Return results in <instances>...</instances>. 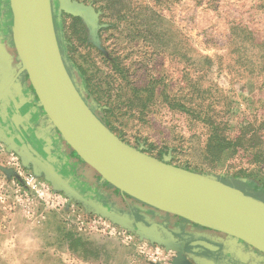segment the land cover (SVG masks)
<instances>
[{"label": "rangeland", "instance_id": "1", "mask_svg": "<svg viewBox=\"0 0 264 264\" xmlns=\"http://www.w3.org/2000/svg\"><path fill=\"white\" fill-rule=\"evenodd\" d=\"M73 1L94 8L99 28L93 38L82 17L57 11L61 53L87 103L113 133L177 167L264 189V0ZM8 155L0 149L5 169ZM48 216L63 224L60 215ZM90 235L97 236L86 247L72 243L89 260L154 264L117 239ZM62 251L39 264H76ZM167 253L172 259L163 264L177 256ZM12 256L0 264H23Z\"/></svg>", "mask_w": 264, "mask_h": 264}, {"label": "water", "instance_id": "2", "mask_svg": "<svg viewBox=\"0 0 264 264\" xmlns=\"http://www.w3.org/2000/svg\"><path fill=\"white\" fill-rule=\"evenodd\" d=\"M3 0L10 14L7 25L17 53L11 55L0 36V149L14 152L23 166L44 177L54 190L81 205L89 214L108 219L141 240L174 250L177 256L170 264H193L185 258L181 247L155 235L157 228L166 230L146 213L151 208L161 214L182 218L201 229L222 234L219 240L199 242L209 249L223 247L226 261L258 264L262 259L252 248L264 254V202L245 195L214 177L177 167L168 159L159 160L128 145L113 133L93 112L86 97L67 70L55 28L54 15L65 12L82 17L95 38L99 15L94 8L73 0ZM1 20V19H0ZM26 72L30 85L52 127L77 156L121 194L139 202L137 210L146 224L135 223L126 212L91 200L73 187L53 165L57 162L51 151L39 155L28 143L25 118L19 110L26 104L20 77ZM6 77L8 81H5ZM13 109V112L9 110ZM27 123V122H26ZM19 131V134L16 132ZM38 140L51 146L49 138ZM11 177L14 173L0 165ZM42 175V176H41ZM145 205V206H143ZM145 211V212H144ZM197 264H221L192 256Z\"/></svg>", "mask_w": 264, "mask_h": 264}, {"label": "flooded vegetation", "instance_id": "3", "mask_svg": "<svg viewBox=\"0 0 264 264\" xmlns=\"http://www.w3.org/2000/svg\"><path fill=\"white\" fill-rule=\"evenodd\" d=\"M2 1L0 0V36L9 53L16 57L17 53L13 46L12 34L10 33L7 21L3 20V14L7 10L3 7ZM55 4L58 6L56 0ZM57 15V13L54 15V20L57 18ZM20 83L22 93L28 100V104L22 107L19 112L24 118L26 113H30L29 117L25 118L27 123L24 122L20 126L21 128H24V126L29 128L25 139L27 138L31 147L45 159L48 157L45 148H48L51 151V156L57 159V162L53 164L56 170L63 177L69 179L71 185L79 192H83L86 197L91 200L103 202L104 205L112 208L119 205L121 208L120 211L131 215L135 223L142 222L148 226L143 216L140 215L143 211L141 212L136 208L139 202L125 195H121L118 190H115L108 183L101 182V178L96 172L77 156L73 149L63 140L59 132L49 126L50 121L39 104L26 72L21 74ZM9 110L13 112L12 108H9ZM96 112V116L100 119V115ZM16 134H19V131ZM38 136L49 138L51 140V146L39 141ZM1 146V152H6V147L4 145ZM221 182L225 184L229 183L225 181ZM229 185L245 195L264 202V189L262 187H257L252 185V183L241 184L233 182L229 183ZM146 213L166 229L162 230L161 228H157V233L155 234L157 238L181 247L185 258L191 260V262L193 261L192 256H195L210 259L221 264H238L235 261H226V257L222 251L223 247L219 246V249H217L218 245H212L215 249H209L200 245L199 242L208 241V238L204 236L207 234L206 230L199 228L197 225L176 216L161 214L151 208L147 209Z\"/></svg>", "mask_w": 264, "mask_h": 264}, {"label": "built area", "instance_id": "4", "mask_svg": "<svg viewBox=\"0 0 264 264\" xmlns=\"http://www.w3.org/2000/svg\"><path fill=\"white\" fill-rule=\"evenodd\" d=\"M8 167L13 171L0 178V205L9 211H20L29 220L44 221L49 214H58L78 234H100L119 240L154 264L170 262L160 246L141 240L137 235L113 224L106 218L87 213L62 192L54 190L46 180L27 170L17 154L10 152Z\"/></svg>", "mask_w": 264, "mask_h": 264}, {"label": "crops", "instance_id": "5", "mask_svg": "<svg viewBox=\"0 0 264 264\" xmlns=\"http://www.w3.org/2000/svg\"><path fill=\"white\" fill-rule=\"evenodd\" d=\"M27 104L26 99L25 106ZM49 126L52 127L51 123ZM117 206L119 207V205L115 207ZM60 222L53 216H47L44 221L29 220L20 211H9L0 205V260L13 258L12 255L15 254L21 260H30L32 264L34 262L32 260H35L39 261V264L52 259L57 253L60 254L62 246V253L69 260L73 259L76 264H105L97 259L89 260L81 248L75 251L71 246V238L78 240L86 247L88 238L97 235L78 234L67 224ZM9 245H12V248L6 249ZM20 247L21 250H18ZM124 253L127 255V252ZM124 259L122 264H131L126 263V258ZM258 264H264V259Z\"/></svg>", "mask_w": 264, "mask_h": 264}, {"label": "bare ground", "instance_id": "6", "mask_svg": "<svg viewBox=\"0 0 264 264\" xmlns=\"http://www.w3.org/2000/svg\"><path fill=\"white\" fill-rule=\"evenodd\" d=\"M3 20L7 21L8 23L10 22V14L6 11V13L3 14Z\"/></svg>", "mask_w": 264, "mask_h": 264}, {"label": "trees", "instance_id": "7", "mask_svg": "<svg viewBox=\"0 0 264 264\" xmlns=\"http://www.w3.org/2000/svg\"><path fill=\"white\" fill-rule=\"evenodd\" d=\"M246 139H247V138H246ZM246 139H245V140H246ZM245 140H243V141H245ZM249 140H250V139H249ZM71 241H72V243H79V247H81L82 244H83V243H80L78 240H75V239H73V238H71ZM72 243H71V246H72ZM72 248H73V247H72ZM74 248H75V247H74ZM74 248H73V249H74Z\"/></svg>", "mask_w": 264, "mask_h": 264}]
</instances>
